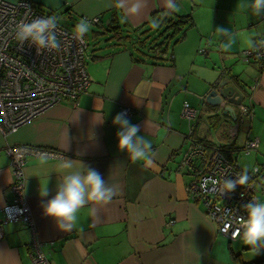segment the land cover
<instances>
[{"label": "crops", "instance_id": "crops-1", "mask_svg": "<svg viewBox=\"0 0 264 264\" xmlns=\"http://www.w3.org/2000/svg\"><path fill=\"white\" fill-rule=\"evenodd\" d=\"M31 1L53 16L79 21L97 16L98 35L105 36L98 41L94 34L97 42L86 54L90 84L76 104L61 102L14 133L0 132V148L25 145L57 154H30L24 166L26 201L51 264H264V251L253 255L241 238L229 241L218 234L204 204L187 191L197 172L183 163L191 146L241 147L257 138L258 148L239 156L238 163L248 173L259 168L257 188L264 197V67L241 57L244 49L264 37V16L243 11V0H176L173 17L190 15L192 25L170 43L167 59L153 64L147 57L136 60L134 40L111 38L105 25H114L118 16L120 25L138 26L153 12L170 10L167 0H145L137 14L127 11L136 0H125L124 8L117 0ZM218 27L233 35L228 51L221 48ZM86 41L89 49L88 35ZM224 84L242 94L239 104H224L232 107L225 113L223 106L205 99ZM244 102L251 116L241 121L239 106ZM184 103L195 111L191 120L183 115ZM123 106L132 108L127 118L152 144L150 166L131 161L117 147L118 128L112 120ZM65 159L95 169L116 195L107 204L85 206L76 226L61 231L44 215L42 204L55 195L63 171L59 165ZM13 179L9 157L0 153V218L13 198ZM45 183L49 196L42 198ZM31 236L26 223L4 224L0 264H32Z\"/></svg>", "mask_w": 264, "mask_h": 264}, {"label": "built area", "instance_id": "built-area-1", "mask_svg": "<svg viewBox=\"0 0 264 264\" xmlns=\"http://www.w3.org/2000/svg\"><path fill=\"white\" fill-rule=\"evenodd\" d=\"M31 0H0V132L3 135L14 133L23 124L37 118L49 108L69 101L76 104L90 84L86 69L87 41L81 43L73 38V30L58 24L57 35L61 42L59 51L38 54L35 45L25 42L20 45L15 39V26L21 21L30 22L34 18L48 16ZM53 16V15H52ZM89 24H99V17L85 19ZM245 62L264 67V37L258 38L250 47L241 52ZM253 89V87H249ZM225 101L221 103V106ZM240 120L251 116L249 104L239 106ZM126 117L133 112L131 107L123 106L120 113ZM183 115L192 119L195 111L187 103ZM258 148V139H247L241 147L213 146L206 149L191 146L183 163L194 168L196 177L188 184L190 197L201 201L207 215L215 223L218 234L229 241L240 238L236 229L239 218L246 216L244 206L256 195L257 174L254 166L249 172V182L237 186L231 193L221 194L219 184L224 178H235L243 171L238 157L248 155ZM10 159L14 179L11 184L13 198L2 208L0 218V239L3 225L7 223H26L31 232L28 254L32 264H51L42 250V242L36 235V227L29 204L24 193V166L28 155L39 157L57 156L56 153L25 145H6L0 148ZM196 162V163H195ZM205 181L207 184L205 185Z\"/></svg>", "mask_w": 264, "mask_h": 264}, {"label": "clouds", "instance_id": "clouds-1", "mask_svg": "<svg viewBox=\"0 0 264 264\" xmlns=\"http://www.w3.org/2000/svg\"><path fill=\"white\" fill-rule=\"evenodd\" d=\"M117 2L121 8L125 7V0H117ZM144 7L145 0H136L127 11L130 14H137ZM167 7L171 11L178 10L176 0H167ZM240 7L245 12L250 10L255 16H264V0H243ZM58 24L57 17L52 15L34 18L30 22L21 21L15 26V39L20 45L25 42L35 45L38 54L59 51L61 42L57 35ZM157 26L158 24L154 22L153 27ZM89 30V23L81 20L74 27L73 38L83 43ZM215 33L221 38L222 50H230L233 43L230 30L218 27ZM112 123L118 128L116 132L118 149L126 152L131 161L150 166L155 153L151 142L140 134V126L132 124L124 112L118 113ZM76 164L79 167H76ZM59 167L63 171L60 173L55 195L43 202L42 209L44 215L52 218L61 231H68L76 226L82 208L90 203L107 204L116 195V191L100 173L78 160L65 159ZM249 179L248 170L245 169L235 178H224L212 183H218V191L224 194L233 192L237 186L247 185ZM39 195L42 198L49 196L47 183L40 188ZM244 210L246 216L239 218L236 233L253 255H259L264 251V202L252 199L244 206Z\"/></svg>", "mask_w": 264, "mask_h": 264}, {"label": "trees", "instance_id": "trees-1", "mask_svg": "<svg viewBox=\"0 0 264 264\" xmlns=\"http://www.w3.org/2000/svg\"><path fill=\"white\" fill-rule=\"evenodd\" d=\"M40 10L47 14H52L48 11ZM173 14L171 10L155 11L150 15L148 21L134 27L127 23L120 25L117 20L118 16L116 17L115 15V24H106V31L111 33V38L118 39V41H120L121 38L127 42L134 40L131 44L136 60L142 62L144 57H147L153 64L162 63L167 59L166 54L170 47V43L177 42L180 39V37L175 39L178 33L181 32L182 34L192 25L190 15H177L173 17ZM154 22L158 24L157 27H153ZM73 27H75V25ZM93 33L98 36L100 31L93 30ZM86 39L87 34L85 36V40Z\"/></svg>", "mask_w": 264, "mask_h": 264}, {"label": "water", "instance_id": "water-1", "mask_svg": "<svg viewBox=\"0 0 264 264\" xmlns=\"http://www.w3.org/2000/svg\"><path fill=\"white\" fill-rule=\"evenodd\" d=\"M225 83V82H224ZM232 96H234L232 98ZM235 96H239L238 99H235ZM205 99L213 104V105H221L223 101L226 103H231V104H239L241 99H242V94L239 92L235 91L234 87L232 86H225L223 85V88L217 92L215 89L210 90L206 95ZM223 112L225 113L226 111H232V107L230 105H223Z\"/></svg>", "mask_w": 264, "mask_h": 264}, {"label": "rangeland", "instance_id": "rangeland-1", "mask_svg": "<svg viewBox=\"0 0 264 264\" xmlns=\"http://www.w3.org/2000/svg\"><path fill=\"white\" fill-rule=\"evenodd\" d=\"M56 17H57V19H58V22H59V24L60 25H62V26H64V27H66V28H68V29H74V25H76L77 23H79L80 21L77 19V18H75V17H72V18H66V17H63L62 15H60V14H57L56 15ZM89 25H92V27L90 26V30H89V32L87 33V35H88V42H89V49L86 51V54L87 53H89L90 52V50L93 48V47H95V44H96V39H93V38H95L96 36H94V33H93V30H98V29H96V27H95V24H89ZM99 37H98V41H102V40H104L103 38L105 37V36H103V35H98ZM103 36V37H102ZM86 61H87V58H86ZM241 158V157H240ZM256 195H258V196H260V190L258 189V188H256ZM260 201H262V202H264V197H261L260 196Z\"/></svg>", "mask_w": 264, "mask_h": 264}]
</instances>
